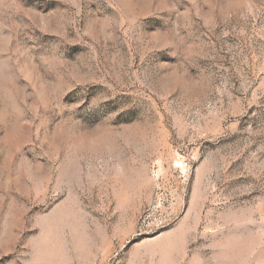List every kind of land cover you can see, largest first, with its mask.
Instances as JSON below:
<instances>
[{"label":"rangeland","instance_id":"rangeland-1","mask_svg":"<svg viewBox=\"0 0 264 264\" xmlns=\"http://www.w3.org/2000/svg\"><path fill=\"white\" fill-rule=\"evenodd\" d=\"M0 264H264V0H0Z\"/></svg>","mask_w":264,"mask_h":264}]
</instances>
